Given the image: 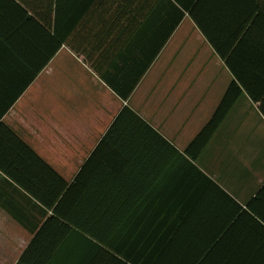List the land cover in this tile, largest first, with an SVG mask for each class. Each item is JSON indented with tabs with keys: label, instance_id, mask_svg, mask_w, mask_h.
<instances>
[{
	"label": "crops",
	"instance_id": "crops-1",
	"mask_svg": "<svg viewBox=\"0 0 264 264\" xmlns=\"http://www.w3.org/2000/svg\"><path fill=\"white\" fill-rule=\"evenodd\" d=\"M0 121L71 189L64 217L0 170V264H87L68 219L127 215L170 224L163 264H264V0H0Z\"/></svg>",
	"mask_w": 264,
	"mask_h": 264
},
{
	"label": "trees",
	"instance_id": "trees-1",
	"mask_svg": "<svg viewBox=\"0 0 264 264\" xmlns=\"http://www.w3.org/2000/svg\"><path fill=\"white\" fill-rule=\"evenodd\" d=\"M190 13L193 17V12ZM240 92L241 90L235 84L229 87L219 107L192 141L189 149H196L198 152L208 144L236 102ZM127 111L137 116L129 108L124 109L122 115ZM0 170L44 205L53 208L56 214L67 217L64 204L69 190L71 191L67 182L1 121ZM80 208L81 202L76 203L70 213L77 214ZM126 208L125 211L129 212ZM107 209L109 210V206ZM91 213L98 216V204L91 205ZM129 216L127 215L126 219L121 221L107 219L105 222H99L96 218L89 222V226L77 217L68 219L69 223L86 231L92 237V245L96 250L89 254L87 264H163L174 256L169 252L171 235L165 234L170 230L168 222L162 218L157 221L159 217L155 216L157 219L154 220L153 233L148 232V234L145 226L139 227V221H132ZM61 223L63 224L61 228L67 225L63 220ZM166 223L167 229L163 230L162 227H165ZM102 227H105V236L101 234ZM59 255L33 252L30 247L24 252L18 264H51Z\"/></svg>",
	"mask_w": 264,
	"mask_h": 264
}]
</instances>
